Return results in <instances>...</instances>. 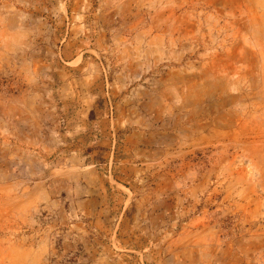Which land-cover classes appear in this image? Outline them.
<instances>
[{"label":"rangeland","instance_id":"obj_1","mask_svg":"<svg viewBox=\"0 0 264 264\" xmlns=\"http://www.w3.org/2000/svg\"><path fill=\"white\" fill-rule=\"evenodd\" d=\"M0 264H264V0H0Z\"/></svg>","mask_w":264,"mask_h":264}]
</instances>
